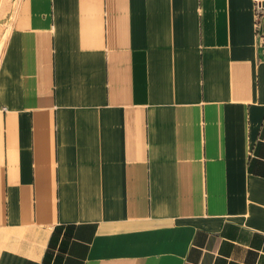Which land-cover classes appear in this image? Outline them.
Segmentation results:
<instances>
[{
	"label": "crops",
	"instance_id": "crops-1",
	"mask_svg": "<svg viewBox=\"0 0 264 264\" xmlns=\"http://www.w3.org/2000/svg\"><path fill=\"white\" fill-rule=\"evenodd\" d=\"M2 13L0 264H264L253 0Z\"/></svg>",
	"mask_w": 264,
	"mask_h": 264
},
{
	"label": "rangeland",
	"instance_id": "rangeland-1",
	"mask_svg": "<svg viewBox=\"0 0 264 264\" xmlns=\"http://www.w3.org/2000/svg\"><path fill=\"white\" fill-rule=\"evenodd\" d=\"M3 1L0 0V51L6 37L7 32L9 31V24L4 28V21L2 20V12H3ZM15 3V0H12ZM17 1V0H16Z\"/></svg>",
	"mask_w": 264,
	"mask_h": 264
},
{
	"label": "built area",
	"instance_id": "built-area-1",
	"mask_svg": "<svg viewBox=\"0 0 264 264\" xmlns=\"http://www.w3.org/2000/svg\"><path fill=\"white\" fill-rule=\"evenodd\" d=\"M254 15L259 18L264 12V0H253Z\"/></svg>",
	"mask_w": 264,
	"mask_h": 264
}]
</instances>
